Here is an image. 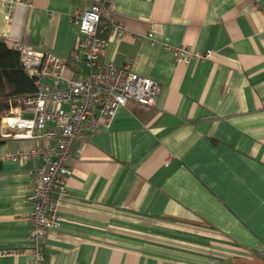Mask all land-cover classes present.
Segmentation results:
<instances>
[{
  "label": "crops",
  "instance_id": "crops-1",
  "mask_svg": "<svg viewBox=\"0 0 264 264\" xmlns=\"http://www.w3.org/2000/svg\"><path fill=\"white\" fill-rule=\"evenodd\" d=\"M25 1L9 23L0 0V38L88 77L71 57L72 14L92 0ZM115 14L128 32H106L101 61L158 81L157 104L129 100L72 141L64 220L42 239V264H264V0H115ZM182 46L211 55L182 60ZM38 144L2 137L0 264L33 256L42 160L8 155Z\"/></svg>",
  "mask_w": 264,
  "mask_h": 264
},
{
  "label": "built area",
  "instance_id": "built-area-1",
  "mask_svg": "<svg viewBox=\"0 0 264 264\" xmlns=\"http://www.w3.org/2000/svg\"><path fill=\"white\" fill-rule=\"evenodd\" d=\"M1 1L7 8L5 21L9 23L13 9L28 4L25 0ZM114 7L115 0H92L84 12L75 10L72 14L79 36L71 57L76 62L84 61L89 69L88 77H78L77 72L66 75L68 64L57 55L20 41L11 44L20 53L26 69L36 78L37 85L36 94L26 98L20 106L31 115H22L13 109L1 121L2 137L40 143L18 148L8 155L17 162L33 158L42 160L41 166L32 172L29 198L34 202L33 256L28 264L43 263L42 239L64 220L60 201L69 195L66 178L71 174L68 161L72 141L86 127L91 131L109 127L119 108L129 100L152 107L157 104L161 90L158 81L141 76L126 66L101 61L108 39L100 35V30H111L117 42L128 32L126 24L115 16ZM175 52L182 60L211 55V52L194 54L189 47L183 46ZM44 141L49 143L44 145ZM55 191L58 193L56 198Z\"/></svg>",
  "mask_w": 264,
  "mask_h": 264
},
{
  "label": "trees",
  "instance_id": "trees-1",
  "mask_svg": "<svg viewBox=\"0 0 264 264\" xmlns=\"http://www.w3.org/2000/svg\"><path fill=\"white\" fill-rule=\"evenodd\" d=\"M109 29H101L105 36ZM37 92L36 78L24 66L20 53L0 38V128L2 118ZM2 134L0 133V144ZM2 160L0 158V169Z\"/></svg>",
  "mask_w": 264,
  "mask_h": 264
},
{
  "label": "bare ground",
  "instance_id": "bare-ground-1",
  "mask_svg": "<svg viewBox=\"0 0 264 264\" xmlns=\"http://www.w3.org/2000/svg\"><path fill=\"white\" fill-rule=\"evenodd\" d=\"M114 14H115V7H114ZM115 16H116V14H115ZM140 75V74H139ZM142 76V75H141ZM151 78V77H150Z\"/></svg>",
  "mask_w": 264,
  "mask_h": 264
},
{
  "label": "rangeland",
  "instance_id": "rangeland-1",
  "mask_svg": "<svg viewBox=\"0 0 264 264\" xmlns=\"http://www.w3.org/2000/svg\"><path fill=\"white\" fill-rule=\"evenodd\" d=\"M91 132H94V131H91Z\"/></svg>",
  "mask_w": 264,
  "mask_h": 264
}]
</instances>
